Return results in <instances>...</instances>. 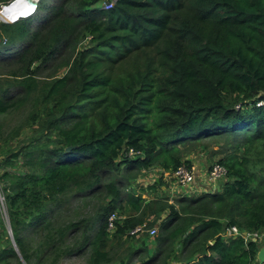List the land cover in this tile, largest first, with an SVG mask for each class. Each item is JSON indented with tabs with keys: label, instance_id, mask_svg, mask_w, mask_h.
<instances>
[{
	"label": "trees",
	"instance_id": "16d2710c",
	"mask_svg": "<svg viewBox=\"0 0 264 264\" xmlns=\"http://www.w3.org/2000/svg\"><path fill=\"white\" fill-rule=\"evenodd\" d=\"M47 1L40 0L33 16L0 25L7 39L0 61L23 63L17 84L22 100L33 102L27 123L38 133L29 144L38 152L27 162L31 171L1 176L22 260L58 264L90 248L87 264H111L113 242L132 238L147 222L149 229L157 225L153 256L143 242L121 264L146 252L142 264L163 257L161 264L172 258L176 264H260V245L220 234L231 226L264 229V156H251L256 143L264 146V0H116L110 9L104 5L112 0ZM66 49L65 75L38 87L35 71ZM11 94L0 89V116L12 109ZM209 138L226 142L215 162L227 171L219 191L170 203L143 197L155 194L158 183L122 190L121 170L158 165L170 175L181 165L191 168L182 147ZM100 191L104 216L72 251L79 224L57 220L70 200ZM113 212L121 219L111 234ZM5 241L0 264L17 257Z\"/></svg>",
	"mask_w": 264,
	"mask_h": 264
},
{
	"label": "rangeland",
	"instance_id": "374dc122",
	"mask_svg": "<svg viewBox=\"0 0 264 264\" xmlns=\"http://www.w3.org/2000/svg\"><path fill=\"white\" fill-rule=\"evenodd\" d=\"M53 1L54 0H48V5ZM3 7L5 6H0V15H3L4 13ZM6 7H8V5H6ZM4 18L8 20L5 15ZM1 24L12 23H6L2 21L0 17V25ZM87 42L88 41L84 40L83 45L85 46ZM5 45H7V39L4 35H0V46ZM17 48L19 47L15 46V49ZM70 58L71 50L66 49L57 58L49 61L43 68H38L36 70L37 64H34L30 68V70H36L33 78L36 81L37 86L42 88L48 84H51L56 79L64 76L68 69V66L66 64ZM22 66L23 63L18 61H0V89L8 87V90L12 91L10 101V103L12 104V109L8 113L0 116V198L2 199L4 197V200H2V204L0 205V230L3 229L2 232L4 233V238L0 240V250H2L3 248H9L6 245L5 241L8 240L10 246L13 247L17 253L16 258L7 260L8 264L26 263L19 255L13 238H11L9 234V231L11 232V228L4 193V189L8 185L1 179V176L6 172H9L11 174H24L29 170L31 171V169H29V166L27 165V162H30V160L38 154V152L35 151L36 149L31 148L29 145L31 140L38 137V133L36 132L37 125L29 127L27 123V119L29 116L28 114L31 112L33 102L31 99L22 100L24 93L21 94V89L17 84V82H19L18 80H21L24 76L23 71L21 72ZM225 143L226 142L224 140H220L219 138H209L206 140L198 141L196 143L185 145L182 147L183 158H190L188 160L191 166H193V164L197 162H200L208 168L209 166L217 162L221 157V152H224L226 150ZM257 152H260L264 156V146H262L260 143H256L255 149L251 152V156H255ZM12 154H16L17 157L12 158ZM9 159L12 163H15V165H5L6 161ZM261 167L264 168V164H262ZM120 174L127 179V187H124L125 189H122L123 191H136L142 186L158 183L161 188L159 187L155 197L169 195L168 200L170 201V203L175 202L178 197H182V195H179L181 194V189L177 188L172 180H169L165 177L162 169L158 167V165H154L147 170H132L129 172L121 170ZM209 187L210 186L206 188ZM171 189H174L175 192L171 193ZM106 205V198L100 191L90 198L70 200L65 209L62 210L63 212L58 218L57 223L72 221L79 224V229L75 234L72 235L69 241V246L72 247V251H75L81 245V241L83 240L85 233L88 232V234H90L91 236L94 235V233L96 232V227H94L91 231L88 230V228L95 220H97L101 216H104V209ZM113 214H116V216L118 215L117 212H113L111 215H109V217ZM118 217L121 219L119 215ZM144 224L147 226V222H145ZM152 228L157 230V225ZM39 235L40 237L43 236L42 234ZM156 235L153 237L151 235L144 234L142 236H132V238L128 237V239L124 238V241L120 243L113 242V249L115 254L111 258V264H121L120 260L122 259L123 254L125 253L130 256L131 251L133 252L134 250V247H137L139 249L143 247V242L147 243V246L149 247L148 256H153L155 250L154 238L156 237ZM39 239V237L36 238L35 243H37ZM35 243L33 244V246L36 245ZM121 244L122 248L120 247ZM127 247H130V252L127 250ZM174 248H176V245H174L172 249L174 250ZM167 249L169 251V247H167ZM177 253L178 255L180 254L179 252ZM89 254L90 248H85L80 255L65 259L62 258L58 264H87ZM136 257L137 258L134 259L131 264H142L143 260L147 258V252L141 253ZM184 257H186L187 259V255L180 256V259L185 260ZM163 259L164 257L154 264H161ZM173 262L174 259L172 258L167 262V264H171Z\"/></svg>",
	"mask_w": 264,
	"mask_h": 264
},
{
	"label": "built area",
	"instance_id": "2783aa9c",
	"mask_svg": "<svg viewBox=\"0 0 264 264\" xmlns=\"http://www.w3.org/2000/svg\"><path fill=\"white\" fill-rule=\"evenodd\" d=\"M116 0H112L110 3L104 5V9H110L112 4L115 3ZM264 105V103H262ZM137 153L130 151L129 156L135 157ZM201 173V171H199ZM197 172L196 167H187L186 165L179 166L174 172L170 175L166 174L165 177L169 180H172L174 185L186 192L191 196H198L204 193H214L215 188L218 183L225 181L227 171L226 168L218 163H214L209 168L204 171V176L199 177L200 173ZM210 186L209 188H206ZM213 190V191H212ZM198 191V192H197ZM2 200L4 197L0 198V205L2 204ZM5 204V203H3ZM118 215L113 214L108 218L107 228L108 232L112 233L114 230V222L119 220ZM157 233L156 229H149L145 224L136 227L132 230L129 235L130 236H142L144 234L155 236ZM220 237L227 241L230 239L240 238L245 243L248 241L261 244L264 242V229L256 231V232H248L246 230L240 229L236 226H231L226 228L221 234Z\"/></svg>",
	"mask_w": 264,
	"mask_h": 264
},
{
	"label": "water",
	"instance_id": "95a60500",
	"mask_svg": "<svg viewBox=\"0 0 264 264\" xmlns=\"http://www.w3.org/2000/svg\"><path fill=\"white\" fill-rule=\"evenodd\" d=\"M40 0H14L12 5H15L19 9V15L16 19L11 21L10 23L17 22L20 19H27L34 15L35 11L37 10L38 4ZM73 147H69L66 151H70ZM9 234L12 238V233L9 231ZM257 260L259 263H264V248H262L257 254Z\"/></svg>",
	"mask_w": 264,
	"mask_h": 264
},
{
	"label": "crops",
	"instance_id": "0c3cea01",
	"mask_svg": "<svg viewBox=\"0 0 264 264\" xmlns=\"http://www.w3.org/2000/svg\"><path fill=\"white\" fill-rule=\"evenodd\" d=\"M186 159H190V158H186ZM193 165H195L197 172H199V171L204 172V170L207 168V167H205V165H204L203 163H200V162H197V163H195V164H193ZM199 173H200V172H199ZM203 174H204V173H200V176H199V177H202ZM222 182H224V181H222ZM222 182H220V183L217 184V186H216V188H215V192H217V191L220 190V188L222 187V185H221ZM146 186H147V185H146ZM160 188H161V187H160ZM177 188H178V187H177ZM174 189H175V188H174ZM174 189H171V193H174V192H175ZM179 189H180V188H179ZM163 190H164V188H163ZM178 192H180V191H178ZM155 195H156V193H155V194H150V195L145 194V195H143V197H144L146 200L153 199V198H161V197H155ZM179 195H182L183 197H191V195L187 194L186 192H183L182 189H181V194H179ZM168 196H169V195H168ZM168 196H167V195H163L162 197H166V198H168ZM169 202H170V201H169ZM262 248H264V242L260 244V250H261ZM260 250H259V251H260ZM171 264H176V263L173 262V263H171ZM260 264H261V263H260ZM263 264H264V263H263Z\"/></svg>",
	"mask_w": 264,
	"mask_h": 264
},
{
	"label": "bare ground",
	"instance_id": "6f19581e",
	"mask_svg": "<svg viewBox=\"0 0 264 264\" xmlns=\"http://www.w3.org/2000/svg\"><path fill=\"white\" fill-rule=\"evenodd\" d=\"M3 9H4V13H3V15H0V17H1V20L6 22V23L11 22L14 19H16L20 13L19 9L15 5H12V4L8 7H6V6L3 7ZM4 15L8 18V20H6L4 18Z\"/></svg>",
	"mask_w": 264,
	"mask_h": 264
},
{
	"label": "clouds",
	"instance_id": "9594fccd",
	"mask_svg": "<svg viewBox=\"0 0 264 264\" xmlns=\"http://www.w3.org/2000/svg\"><path fill=\"white\" fill-rule=\"evenodd\" d=\"M193 167H195L194 165H193ZM209 168V167H208ZM258 245H260V244H258Z\"/></svg>",
	"mask_w": 264,
	"mask_h": 264
}]
</instances>
